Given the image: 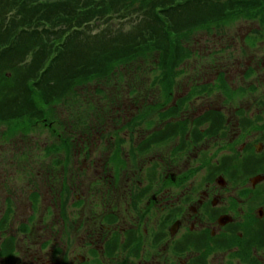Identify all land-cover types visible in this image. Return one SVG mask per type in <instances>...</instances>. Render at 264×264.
Wrapping results in <instances>:
<instances>
[{
    "label": "rangeland",
    "instance_id": "374dc122",
    "mask_svg": "<svg viewBox=\"0 0 264 264\" xmlns=\"http://www.w3.org/2000/svg\"><path fill=\"white\" fill-rule=\"evenodd\" d=\"M139 13L131 11L118 15L110 23L112 31L130 29L140 22ZM256 28H261L260 22L240 18L224 28L197 33L189 46L192 57L178 68L181 71L175 77L173 99L168 105L166 103L171 97L165 92L160 79L161 70L152 58L121 66L110 77H100L76 87L69 102L68 99L52 104L51 107L56 105L57 108L54 119L56 131L39 124L27 132L18 130L9 135L10 125H0V224L7 219V207H13L10 219L5 223L6 229L0 226V249L4 237L8 235L16 237L17 249L10 259L0 254V264L64 263L71 247L75 252L81 251L84 235L81 224H100L106 210L118 211L121 217L119 224H136L140 211L129 206L130 192L147 186L148 182L156 185L168 166L173 172H179V162L184 153L175 160L170 159V162L164 160L163 149L168 151L173 144L170 140L163 145L164 148L154 146L150 152L139 153L136 163H127L128 169L117 172L111 161L108 164L110 152L107 147L109 139L115 137L114 117L146 114L160 107L157 102L167 105L163 109L168 110L186 96L190 101L174 108L176 115L166 117L177 119L168 126L175 137L185 131L191 133L198 127L204 128L199 121L206 110H234L245 102L256 108L257 100L264 95V38L257 40L256 47L246 42L247 33ZM103 30L104 25L92 24L83 35L98 34ZM248 65L254 68L249 77L246 75ZM221 72L234 88L260 81L259 93L246 95L239 101H225L226 91H206L207 83L216 81ZM196 89L205 92H197L194 97ZM44 107L49 110V104ZM78 113L87 115L91 124L89 132H94L96 140L88 138V131H76L70 127L72 123L80 125L77 122ZM165 122L163 116L154 112L140 124V134L143 137L160 128L165 130ZM182 129L184 132L179 131ZM112 131L114 136L110 134ZM59 132L62 137L77 132L71 138L74 143L69 154V171L62 170L55 163L57 157L61 160L65 158L64 151L58 154L55 150L57 144L60 145ZM135 139L139 140L138 134ZM124 147V151H129L132 145L127 142ZM205 148L204 143L197 145L185 155L192 157ZM120 172L121 176L117 178ZM149 177L154 179L149 180ZM228 186L231 187L230 184ZM65 192L69 195L66 201L62 198ZM34 193L37 195L34 196ZM157 220L158 212L154 213L150 222L156 224ZM24 227L29 228L24 230Z\"/></svg>",
    "mask_w": 264,
    "mask_h": 264
},
{
    "label": "flooded vegetation",
    "instance_id": "af4514ba",
    "mask_svg": "<svg viewBox=\"0 0 264 264\" xmlns=\"http://www.w3.org/2000/svg\"><path fill=\"white\" fill-rule=\"evenodd\" d=\"M249 94L258 93L231 96L239 101ZM240 105L246 107L203 112L212 111L199 123L222 127L224 134L221 128L210 136L182 129L174 137L166 124L162 147L173 144L168 151L163 147V158L170 162L184 153L179 172L168 166L156 185L130 192L129 206L140 211L136 224H119L114 210L104 211L100 224H81V251L71 247L62 264H264V95L256 108ZM116 128L124 146L132 145L120 151L121 158L136 163L135 146L145 136L139 127ZM203 143L205 150L185 155ZM156 212L157 223L151 224Z\"/></svg>",
    "mask_w": 264,
    "mask_h": 264
},
{
    "label": "trees",
    "instance_id": "16d2710c",
    "mask_svg": "<svg viewBox=\"0 0 264 264\" xmlns=\"http://www.w3.org/2000/svg\"><path fill=\"white\" fill-rule=\"evenodd\" d=\"M137 8L152 17L129 31L75 35ZM241 17L264 21V0H0V117L27 129L48 116L43 105L135 60H156L170 85L196 31Z\"/></svg>",
    "mask_w": 264,
    "mask_h": 264
}]
</instances>
